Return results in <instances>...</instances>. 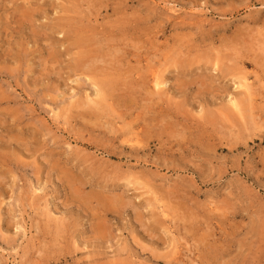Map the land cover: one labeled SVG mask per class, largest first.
<instances>
[{
	"label": "rangeland",
	"instance_id": "374dc122",
	"mask_svg": "<svg viewBox=\"0 0 264 264\" xmlns=\"http://www.w3.org/2000/svg\"><path fill=\"white\" fill-rule=\"evenodd\" d=\"M0 264H264V0H0Z\"/></svg>",
	"mask_w": 264,
	"mask_h": 264
},
{
	"label": "bare ground",
	"instance_id": "6f19581e",
	"mask_svg": "<svg viewBox=\"0 0 264 264\" xmlns=\"http://www.w3.org/2000/svg\"><path fill=\"white\" fill-rule=\"evenodd\" d=\"M74 15V14H73ZM98 56V55H97ZM159 80V79H158ZM159 84V83H158ZM162 84V83H161ZM157 85V84H156ZM100 86V85H99ZM158 86V85H157ZM161 86V85H160ZM97 88V87H96ZM239 88V87H238ZM102 92V91H101ZM109 93V92H108ZM104 94V93H103ZM103 98V97H102ZM237 102V101H236ZM235 103V102H234ZM99 104V103H98ZM239 104V103H238ZM95 105H96V103H95ZM239 106H240V104H239ZM79 109V108H78Z\"/></svg>",
	"mask_w": 264,
	"mask_h": 264
}]
</instances>
